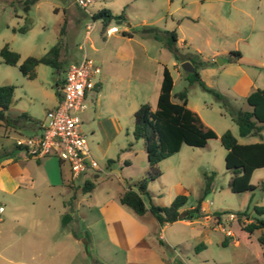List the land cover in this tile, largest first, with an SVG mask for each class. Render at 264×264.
I'll return each mask as SVG.
<instances>
[{
	"label": "rangeland",
	"instance_id": "1",
	"mask_svg": "<svg viewBox=\"0 0 264 264\" xmlns=\"http://www.w3.org/2000/svg\"><path fill=\"white\" fill-rule=\"evenodd\" d=\"M152 2L90 0L86 10L92 11L103 5L112 14L122 12L131 24L128 29L133 33V40L142 41L138 34V20L148 16L146 20H151L153 27L160 30L163 28L164 17L167 22L170 20L169 15H165L168 2ZM76 6L74 0H37L24 10L22 0H0V48L6 44L9 50L19 55L15 65L5 64L0 58V85L13 86L11 103L4 113L6 121L0 117V154L23 152L15 147L13 138L19 136L17 130L22 134L25 130L20 127L14 129L12 125L14 122L18 125L31 120L45 122V112L54 106L56 92L67 63L85 54L94 63L98 62L102 70V55L116 51L112 44L113 38L104 37L101 32L99 19L94 20V28L89 32L88 38L83 39L81 27L90 18L77 15ZM175 6L176 11L172 12L171 9ZM170 10L174 24L179 22L178 18L182 19V16L192 18H183L177 28L176 33L184 44L182 48L176 49L180 55H192L194 60L206 62L204 66L209 70L203 74L202 81L208 88L223 94L232 107L245 106L242 97L249 84L264 88V0H173ZM74 14L79 21L77 25L72 22ZM116 21L118 20L112 19L108 25H116V35H122L123 32L120 31L126 27V22L121 20L115 23ZM23 26H27L26 30L19 31ZM144 41L142 43L148 51H153L159 45L153 38ZM55 43L60 46L59 70L38 63L33 68V78H28L19 71L18 65L24 58L43 56ZM130 43L135 52L139 51L135 43ZM232 50L238 51L240 57L231 56L229 51ZM119 51L125 52L126 46L121 47ZM162 53L168 55L169 51L162 49ZM137 61L135 59L132 64L124 61L120 66L113 63L114 66L109 69L113 70L112 72H115L114 68L118 69L117 75L121 76V81L109 80L99 94V76H92L94 88L87 92L84 98L85 109L76 114L90 157L100 170L93 173L88 171L74 180L82 183V180L87 179L93 184L91 191L73 189L70 198L65 197V200L70 199V202L73 197L79 200L77 209L71 210L72 203L71 207H68L66 202L62 209L60 201L56 200L50 205L51 211H73L79 218V212H93L89 203L106 196L114 197L126 186L135 189V182L143 176L146 157L142 140L133 138L131 130L133 112L138 107V102L144 100L146 93L142 85L132 81L126 82L129 70L132 69L133 72L136 69ZM168 68L174 77L172 100L175 99L173 94L185 88L188 105L197 109L196 113L216 133V137L208 139L202 147L182 144L177 152L159 162L157 167L160 175L147 183L148 196L142 195L143 201L147 204L149 198L153 204L168 205L174 196L183 194L185 201L181 210H189L201 196L200 204L204 205L205 214L212 217L213 212H219L220 223L225 228L228 226L225 222L227 214H235V211H244L246 215L241 216V222L249 223L253 218L252 206L264 204V192L259 190L260 182L264 183V166L254 169L251 174L250 183L255 186L254 189L240 193L230 191L227 187L230 173L224 166L225 150L218 136L224 130H229L241 144L256 142L259 139L254 136H239L230 109L223 108L211 93L201 89L196 83L188 85L181 69V76H177L171 65H168ZM21 112L29 119H16L15 116ZM262 135L264 137V131ZM122 158L127 159L130 164L124 165ZM93 174L97 177H93ZM198 214L199 212L192 213L190 219L201 221L202 216ZM262 217L264 219V216ZM208 224L211 241L207 243L206 239H202L206 249L194 258H191L192 250L198 241L193 237L199 234V231H184V226L179 223L168 228L170 231L179 228L183 230L186 241H182V245L188 248L187 253L193 263L204 264L203 261L206 260L212 264H264V246L256 241L259 234H264V229L254 230L249 238H246L247 234L237 231L241 228L239 223L237 227L234 220L228 242L222 245L220 241L224 236L223 232L217 227L212 229L210 222Z\"/></svg>",
	"mask_w": 264,
	"mask_h": 264
},
{
	"label": "crops",
	"instance_id": "2",
	"mask_svg": "<svg viewBox=\"0 0 264 264\" xmlns=\"http://www.w3.org/2000/svg\"><path fill=\"white\" fill-rule=\"evenodd\" d=\"M149 1L153 3L152 0ZM165 1L168 2L165 15L168 14L170 20L167 22L164 17L162 30H173L175 32V47L180 49L183 47L184 41H181V38L178 37L176 30L183 18L185 20H191L192 18L182 16L183 18H178L179 22L174 24L171 10L172 12L173 10L176 11V6L170 10L173 0ZM76 7L77 15L89 17L84 10L78 6ZM102 7L104 6L99 5L96 9L87 10V12L92 14ZM76 14L72 16V22L75 25L79 23ZM147 17L138 20L140 24L138 34H140L143 42L152 39L148 33L142 30L143 27H153V24H151L153 22L146 20ZM122 20L126 22V27L120 31L123 32L122 35H116L117 32L109 35V38H113L112 44L116 51L102 55L100 62L103 66L102 70L98 62L95 61L97 63L95 64L99 67L97 73L99 76L97 77L98 94L109 80H113V82L121 81V76L117 75L118 69L114 68L115 72L109 69V67L114 66L113 63L117 66L122 65L124 61L132 64L136 59V61L138 60L136 69L133 72L132 69L129 70L126 82L132 81L137 85H142L146 94L144 100L138 102V104L146 102L153 109L162 67L165 66L169 70L168 65H171L176 75L181 76L179 72L181 62H177L170 52L168 55H163L162 49L168 52L163 40H155L159 42V45L153 51H148L142 41L133 40V33L131 29H128V27L131 28V24H129V19L125 14H123ZM81 29L85 40L88 37L85 35L84 25ZM130 42L135 43L139 51L135 52ZM125 46L126 51L120 52L121 47ZM208 70L207 66L198 68L201 80H203V74ZM181 71L183 72L182 69ZM169 73L173 86L174 77L170 70ZM247 87L242 97L243 100L250 91L259 88L252 85V83ZM56 93L57 98L53 105L59 99V91ZM171 97L172 91H170V99L172 100ZM172 101H177V99L175 98ZM186 106L197 112L196 108L188 105L187 100ZM17 127L24 129L25 133L22 134L17 130L19 136L12 137L14 143L17 139L39 133V121L31 120L18 125L14 122L12 128L17 129ZM5 138H8V136H5ZM16 148L20 149L19 147ZM1 155L0 264H94V261L102 264H197L189 259L188 248L182 245V241L184 243L186 241L183 230L199 231V234L195 235L193 239L198 241L195 245H202L196 251L192 250L191 258H194L200 256L206 249L202 239H206L207 243L211 241L208 235L209 222L213 225L212 229L217 227L223 232L224 236L220 243L223 242L224 245L228 242L227 238L229 237L232 221L235 220L238 227L237 218L225 219L228 225L226 228L220 223V214L216 217L207 215V218H205L204 213L201 211L204 208L202 203L198 214V216H202L201 221L189 218L160 225L148 212L137 215L127 207L119 204L118 196L127 186L122 188L114 197L106 196L89 203L93 212H79V218L75 216L73 211L69 213L62 212L61 209L51 211L50 205L56 200L60 201L62 209L65 206L64 202L67 203L68 207L73 206L71 210L77 209L80 205L79 200L71 196L73 199L70 202V199L67 201L65 197H69L73 189H81L82 183L87 179L82 180V183L74 182V180L85 173L72 178L68 166L60 162L55 156L34 159L27 157L24 151H16L11 154L2 152ZM122 163L124 165L130 164L125 158H122ZM145 170L146 163L143 173ZM88 171L91 173L96 172L93 170ZM93 177H97V175L93 174ZM64 214L65 217L62 218ZM240 218L242 220V217ZM176 223L183 225L184 229L168 230L172 224ZM237 231L246 234L239 228ZM250 235H247L246 238H249ZM203 263L212 264L206 260Z\"/></svg>",
	"mask_w": 264,
	"mask_h": 264
},
{
	"label": "trees",
	"instance_id": "3",
	"mask_svg": "<svg viewBox=\"0 0 264 264\" xmlns=\"http://www.w3.org/2000/svg\"><path fill=\"white\" fill-rule=\"evenodd\" d=\"M35 1L37 0H22L23 9L26 10ZM91 18L94 20L99 19L101 28L104 29L110 20H122L123 13L112 14L109 9L102 7L93 12ZM26 28L27 26H23L18 30L23 32ZM142 30L155 40H163L164 46L175 60L179 62L187 60L190 62L193 70L191 72L183 71L185 81L188 85L196 83L201 89L211 93L223 108L230 109L229 111L233 115V121L236 123L239 136H254L259 139L256 142L241 144L237 142L229 130H224L218 136V140L225 150L224 166L230 173L227 182L229 190L240 193L254 189L255 186L250 183L251 174L254 169L264 166V137L262 135L264 131V88H254L250 91L244 98L245 106L232 107L230 101L223 94L208 88L200 79L198 68L206 65V62L194 60L192 55H180L177 52L175 47L176 36L173 30H160L150 26L143 27ZM59 49V43H55L43 56H27L19 63V71L28 78H33V68L38 63L59 70L61 68L58 59ZM229 54L235 58L240 57V53L236 50L229 51ZM0 58L5 64L15 65L19 55L9 50L7 45L4 44L0 48ZM171 88V75L167 67L163 66L155 107L151 109L150 105L144 102L139 104L133 112L131 134L133 138L142 140L146 157V170L143 176L135 182V189L127 186L118 196L119 204L127 207L137 215L148 212L160 225L180 219L186 220L190 218L192 213L197 214L202 198L199 196L195 205L189 210H180L185 201L183 194L174 196L168 205L153 204L149 198L146 204L141 196H148L147 183L160 175L157 163L177 152L182 144L202 147L208 139L216 137V133L201 120L199 115L186 106L185 88L174 95L177 101L170 99ZM12 90V85H0V117L5 121L4 113L8 110L11 103ZM15 117L16 119H29L23 112ZM15 147L17 146L15 145ZM1 157L2 155L0 154ZM109 162L107 161V163ZM92 187L93 184L85 180L81 190L83 192L90 191ZM259 190L264 192V183L262 181L260 182ZM213 214L216 217L220 213L213 212ZM252 214V220L249 223L242 224L240 217L245 216L246 213L244 211H235L240 228L247 235H250L254 230L264 229V219L262 217L264 216V204L253 205ZM63 217H65V214ZM256 241L264 246V234H259ZM221 244L224 245L223 242ZM200 245H195L193 247L194 251ZM94 264L102 263L94 261Z\"/></svg>",
	"mask_w": 264,
	"mask_h": 264
},
{
	"label": "built area",
	"instance_id": "4",
	"mask_svg": "<svg viewBox=\"0 0 264 264\" xmlns=\"http://www.w3.org/2000/svg\"><path fill=\"white\" fill-rule=\"evenodd\" d=\"M84 10L90 20L84 23V32L88 36L94 28V19L86 10L90 0H74ZM104 36L118 32L114 24L107 25L101 31ZM99 72V67L82 54L77 60L69 62L64 68V75L58 87L57 103L45 112V122L39 123V133L17 139L15 145L22 149L27 157L38 159L55 156L68 166L72 178L88 170L99 171L96 162L89 156L85 135L79 129L77 112L85 109L84 98L92 88V76ZM2 207L0 206V211ZM201 211L205 214L206 209ZM235 214L228 213L227 219H235Z\"/></svg>",
	"mask_w": 264,
	"mask_h": 264
},
{
	"label": "water",
	"instance_id": "5",
	"mask_svg": "<svg viewBox=\"0 0 264 264\" xmlns=\"http://www.w3.org/2000/svg\"><path fill=\"white\" fill-rule=\"evenodd\" d=\"M119 21H116V23H118ZM180 68L183 70V71H186V72H191L193 70L192 68V65L188 62V61H182L180 63ZM84 244V243H83Z\"/></svg>",
	"mask_w": 264,
	"mask_h": 264
}]
</instances>
